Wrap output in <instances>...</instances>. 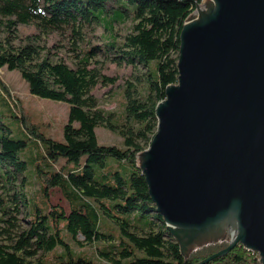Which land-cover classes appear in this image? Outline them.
<instances>
[{"label":"trees","instance_id":"1","mask_svg":"<svg viewBox=\"0 0 264 264\" xmlns=\"http://www.w3.org/2000/svg\"><path fill=\"white\" fill-rule=\"evenodd\" d=\"M201 1L0 0V20L7 17L9 28L32 21L46 32L72 26L80 38L83 24L96 21L107 30L102 45L81 50L76 66L48 57L40 60L33 43L0 50V67L20 70L32 94L69 104L63 139H57L19 113V103L0 79V190L5 192L19 178L25 184L31 175L41 183V197L23 192L31 227L12 250L0 243V264H196L224 248L211 243L189 257L181 254L150 197L137 158L156 133L158 102L165 98L167 85L177 82L180 32ZM128 20L132 30L119 40L114 24ZM100 50L113 52L118 63L146 68L137 81L140 87L131 81L123 89L124 110L116 120L91 93L99 74L89 68L90 58ZM123 116L126 122L120 120ZM101 124L120 133L123 146L101 143L96 132ZM53 192L67 205L54 203ZM64 229L73 242L81 244V235L96 245L93 256L77 251ZM101 241L109 244L100 246ZM32 245L36 249L29 250ZM38 249L49 257L31 262L24 255ZM248 256L239 246L206 264H245Z\"/></svg>","mask_w":264,"mask_h":264},{"label":"water","instance_id":"2","mask_svg":"<svg viewBox=\"0 0 264 264\" xmlns=\"http://www.w3.org/2000/svg\"><path fill=\"white\" fill-rule=\"evenodd\" d=\"M196 2L180 32L178 79L137 155L151 199L188 257L236 235L264 264V0Z\"/></svg>","mask_w":264,"mask_h":264},{"label":"rangeland","instance_id":"3","mask_svg":"<svg viewBox=\"0 0 264 264\" xmlns=\"http://www.w3.org/2000/svg\"><path fill=\"white\" fill-rule=\"evenodd\" d=\"M204 2V0L200 2L202 7L204 6ZM108 5L110 8L113 3H109ZM195 11L196 6L192 12ZM7 19V17H4L0 20V50H15L27 43H33L36 44L40 50V60L44 57H48L54 63L64 60L72 66L77 65L82 56L81 50L89 49L92 45H102L103 39L101 35L107 32L104 24L93 21L83 24L81 28V37L77 38V36L73 35L72 26H64L46 32L33 21L29 23H19L15 25V27L9 28L6 24ZM130 26L131 20L125 23H115L113 32L119 40L124 39L125 34L132 30ZM89 68H94L99 74L98 82L92 87L91 93L98 100L99 107L103 108L106 113L109 114V118L112 120L118 119V116H120L121 112L124 110L123 104L125 99L123 96V89L129 85L131 81L135 82L134 84L137 87H140L137 81L139 78L142 79V77H144L146 68L141 64L131 65L127 62L118 63L113 52L106 53L104 50L97 51V53L90 58ZM101 76H106V79L100 80ZM0 79L9 90L11 97L19 103V113H21V115L23 114L29 123H34L40 130H43L52 137L63 139V127L68 120L69 104L32 94L28 82L22 77L18 69L11 70L7 66L0 67ZM120 120L126 122L124 116ZM96 132L98 140L101 143L123 146L124 137L108 126L101 124L97 127ZM31 177L33 176L31 175ZM31 177H28L27 183L25 182V184L22 182L21 178H19L15 183H10L5 192L0 190V243L6 244L10 250L17 244L20 234L31 227V221L27 214L30 204L24 202L23 192L27 191L29 194L35 192L41 197V194L37 192L41 187V183L36 178ZM28 181L31 184H28ZM50 196H52L54 203L67 205V202H65L57 192H55V194L53 192ZM62 224L63 223H61V227ZM62 233L77 251L85 252L93 256L97 248L96 245L85 242L81 235H79L78 238L82 240V243L77 244L73 242V239L65 229L62 230ZM230 240V233L226 230L224 237L220 238L218 241L195 246L189 253V256L199 248L210 246L209 244L211 243L217 242L220 243L221 246L226 247ZM101 243L102 244H99L100 246L109 244L108 241H101ZM239 246L244 245L237 244L231 250ZM28 248L29 250L36 249L35 245ZM246 249L249 251L250 256L247 257V262L245 264H261L260 254L255 250ZM19 253L24 254L22 251ZM45 253L46 252L42 249H38L35 254L33 252L31 255H24L29 261L36 262L40 258H48L49 253ZM253 253H256V256ZM114 256L116 258L119 257L118 253L115 252ZM212 264L226 263L221 262Z\"/></svg>","mask_w":264,"mask_h":264},{"label":"bare ground","instance_id":"4","mask_svg":"<svg viewBox=\"0 0 264 264\" xmlns=\"http://www.w3.org/2000/svg\"><path fill=\"white\" fill-rule=\"evenodd\" d=\"M128 34V33H127ZM102 36V35H101ZM104 36V35H103ZM113 36V35H112ZM95 54V53H94ZM229 226H232V227H227V229H232L231 231H230V235L233 237V236H235L236 235V230L237 229H235L234 228V225H231V224H228ZM217 243V242H216Z\"/></svg>","mask_w":264,"mask_h":264}]
</instances>
